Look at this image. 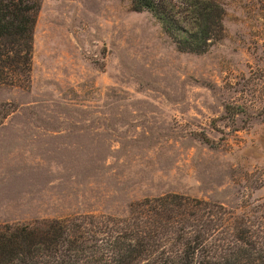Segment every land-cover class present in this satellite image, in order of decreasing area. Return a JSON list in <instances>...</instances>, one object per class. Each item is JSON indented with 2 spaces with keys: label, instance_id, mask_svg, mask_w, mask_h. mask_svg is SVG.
<instances>
[{
  "label": "rangeland",
  "instance_id": "1",
  "mask_svg": "<svg viewBox=\"0 0 264 264\" xmlns=\"http://www.w3.org/2000/svg\"><path fill=\"white\" fill-rule=\"evenodd\" d=\"M216 1L223 37L193 55L130 0H41L30 88L0 87V224L264 203V0Z\"/></svg>",
  "mask_w": 264,
  "mask_h": 264
},
{
  "label": "trees",
  "instance_id": "2",
  "mask_svg": "<svg viewBox=\"0 0 264 264\" xmlns=\"http://www.w3.org/2000/svg\"><path fill=\"white\" fill-rule=\"evenodd\" d=\"M40 5L0 0V87L30 88ZM130 10L148 13L180 53L204 54L223 37L224 9L216 0H130ZM241 110L225 107L231 117ZM0 264H264V203L237 212L167 194L133 203L123 218L0 224Z\"/></svg>",
  "mask_w": 264,
  "mask_h": 264
}]
</instances>
